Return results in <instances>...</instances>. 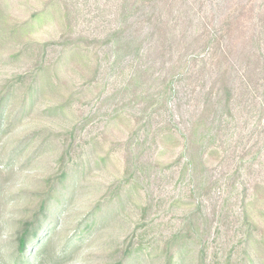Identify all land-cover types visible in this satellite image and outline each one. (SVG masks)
I'll use <instances>...</instances> for the list:
<instances>
[{"label":"rangeland","instance_id":"374dc122","mask_svg":"<svg viewBox=\"0 0 264 264\" xmlns=\"http://www.w3.org/2000/svg\"><path fill=\"white\" fill-rule=\"evenodd\" d=\"M263 3L0 0V264L65 170L30 264H264Z\"/></svg>","mask_w":264,"mask_h":264},{"label":"trees","instance_id":"16d2710c","mask_svg":"<svg viewBox=\"0 0 264 264\" xmlns=\"http://www.w3.org/2000/svg\"><path fill=\"white\" fill-rule=\"evenodd\" d=\"M261 9H264V3L262 4ZM246 10H248L247 12L249 13H253L251 8L244 6L242 8V12ZM44 13L45 12L43 11L41 13L35 14L33 19L38 18L39 21L37 22H40V20H42V17L44 16ZM240 16L241 15L239 14V17ZM28 25L35 24L34 22H29ZM245 26L246 23L242 24L240 28L243 29V27ZM31 27L33 26H29V29ZM18 31L14 28L10 32L12 34H16L18 33ZM85 39L86 38L84 37L79 38V40ZM71 41V37H68L65 43L70 45L72 43ZM94 42L104 43L99 39H95ZM106 42L108 41L106 40ZM224 82L227 83V81ZM11 87L12 84H9L8 86L6 85L2 90H0V129L2 128V124L4 123V121L8 119L6 109L9 105V101L12 96ZM36 91L31 92L30 89L28 93L33 94L34 96ZM226 92L227 99L223 97V101H226L225 105L229 108L231 100L228 96L231 95V91L228 85L225 88V93ZM192 133L196 138L199 137L198 128L194 127ZM53 180V182L48 181L46 190H44V192L41 194V202L39 203L37 208L32 212L29 217L26 216L18 222L14 234L16 248L9 257V261L11 264H30L31 261L32 263L39 261L43 253L48 248V244L50 242L48 237L51 233L54 232L55 225L57 222V213L60 207L63 205V200L60 197V191L64 189L65 183H67L69 180L67 171H62L61 174L59 176H56ZM250 205H253V203H250ZM101 209H103L101 208V206H97L94 209L93 214L95 212H100ZM243 213L245 222L249 223L252 220L251 210L249 209V206H245ZM80 234L82 233L79 232L76 235L78 236ZM76 235L70 240L73 241L76 238ZM80 237L81 236H79V238ZM126 256L128 259L129 256H131V252L128 251ZM127 259H122L116 264H126Z\"/></svg>","mask_w":264,"mask_h":264}]
</instances>
